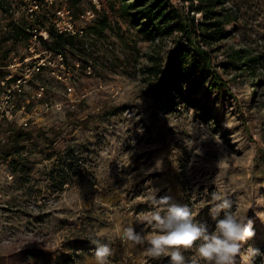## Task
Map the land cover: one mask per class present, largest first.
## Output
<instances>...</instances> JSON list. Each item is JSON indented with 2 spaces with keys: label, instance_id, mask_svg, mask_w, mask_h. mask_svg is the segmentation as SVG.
I'll use <instances>...</instances> for the list:
<instances>
[{
  "label": "rangeland",
  "instance_id": "374dc122",
  "mask_svg": "<svg viewBox=\"0 0 264 264\" xmlns=\"http://www.w3.org/2000/svg\"><path fill=\"white\" fill-rule=\"evenodd\" d=\"M18 1L0 0V47L9 56L29 53L27 38L14 36L10 10ZM170 1L189 11V0ZM226 1L237 23L224 40L201 46L209 75L222 83L214 91L208 75H196L179 93L161 92L153 74L165 69L178 35L146 42L124 21L103 24L102 14L88 49L76 42L59 49L73 68L79 102L46 73L30 87L42 84L53 109L15 129L0 153V264H95L89 238L99 235L111 241L110 264H168L149 256L146 244L118 238L129 225L154 231L142 223L154 210L153 189L188 205L210 230L211 195H226L232 211L253 224L242 251L258 249L251 264H264V0ZM70 6L80 12L90 3ZM241 48L258 58L256 86L231 65ZM184 255L188 264H203L194 251ZM233 264L245 262L237 256Z\"/></svg>",
  "mask_w": 264,
  "mask_h": 264
},
{
  "label": "trees",
  "instance_id": "16d2710c",
  "mask_svg": "<svg viewBox=\"0 0 264 264\" xmlns=\"http://www.w3.org/2000/svg\"><path fill=\"white\" fill-rule=\"evenodd\" d=\"M189 1V11L185 13L182 8L172 5L170 0H99L101 9L93 24H96L102 14L103 24H109V21L113 20L124 21L132 29L137 30L146 42H155L158 38L178 35L179 41L174 43L165 69L153 74L158 78L157 88L164 93H179L186 77L199 75L201 78L208 75L210 78L208 88L214 91L220 89L222 83L218 82L212 74L209 75L210 58L201 46L210 48L224 40L227 36L226 27L238 21L237 12H233L232 8L226 6V0ZM195 2L196 5H194ZM194 14L201 15L200 22L195 21ZM93 24L88 27V34L92 32ZM40 25L44 26V21ZM14 36H25L27 40L30 38L24 24L16 25ZM73 42L83 47L81 40L57 35L50 31L49 40L40 43L42 47H47L55 53L61 48L72 45ZM233 55L231 63L233 68L239 69L253 83L259 64L258 58L251 56L244 48L234 51ZM8 56L9 52L3 51L0 47V62L5 61Z\"/></svg>",
  "mask_w": 264,
  "mask_h": 264
},
{
  "label": "built area",
  "instance_id": "2783aa9c",
  "mask_svg": "<svg viewBox=\"0 0 264 264\" xmlns=\"http://www.w3.org/2000/svg\"><path fill=\"white\" fill-rule=\"evenodd\" d=\"M73 1L19 0L16 7L10 10L15 24H24L30 34V45L29 53L8 56L0 62V153L10 142L15 129L27 128L32 121L37 124V117L53 109L42 84L30 89L36 78L46 73L48 78L62 85L72 102H79L73 96L74 71L63 53L36 49L41 41L49 40L50 31L81 40L83 48L90 47L88 27L98 17L101 4L99 0H89V9L75 12L70 6ZM42 21L44 26L40 25ZM86 70L90 75L91 67L87 66ZM42 109L43 112H40ZM54 109L61 111L60 107L55 106Z\"/></svg>",
  "mask_w": 264,
  "mask_h": 264
},
{
  "label": "clouds",
  "instance_id": "9594fccd",
  "mask_svg": "<svg viewBox=\"0 0 264 264\" xmlns=\"http://www.w3.org/2000/svg\"><path fill=\"white\" fill-rule=\"evenodd\" d=\"M157 192L158 189H153L149 195L154 210L142 221L154 231L144 234L131 225L123 227L118 232L123 244L131 247L146 244L149 256L154 259L167 257L168 264H188L184 255L187 251H194L203 264H233L237 256L244 259L245 264H251L261 254L254 248L242 251L243 242L255 235L253 224L247 216H238L232 211L233 202L226 195L219 192L211 195L214 203L210 215L215 228L210 230L206 223L194 219L188 205L176 202L169 195L158 198ZM89 241L95 246V264H110L113 249L108 237L99 235L90 237Z\"/></svg>",
  "mask_w": 264,
  "mask_h": 264
}]
</instances>
